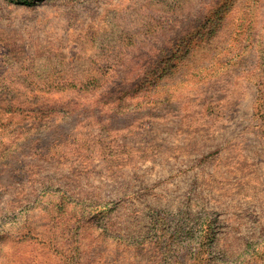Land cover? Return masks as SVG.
<instances>
[{
  "label": "rangeland",
  "instance_id": "rangeland-1",
  "mask_svg": "<svg viewBox=\"0 0 264 264\" xmlns=\"http://www.w3.org/2000/svg\"><path fill=\"white\" fill-rule=\"evenodd\" d=\"M0 264H264V0H0Z\"/></svg>",
  "mask_w": 264,
  "mask_h": 264
}]
</instances>
